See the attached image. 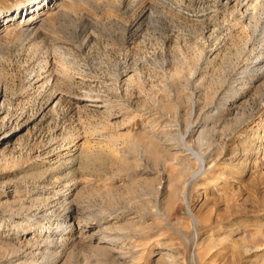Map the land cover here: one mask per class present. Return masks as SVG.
I'll return each instance as SVG.
<instances>
[{
    "label": "rangeland",
    "instance_id": "1",
    "mask_svg": "<svg viewBox=\"0 0 264 264\" xmlns=\"http://www.w3.org/2000/svg\"><path fill=\"white\" fill-rule=\"evenodd\" d=\"M61 1L1 24L0 264H264V0Z\"/></svg>",
    "mask_w": 264,
    "mask_h": 264
},
{
    "label": "bare ground",
    "instance_id": "2",
    "mask_svg": "<svg viewBox=\"0 0 264 264\" xmlns=\"http://www.w3.org/2000/svg\"><path fill=\"white\" fill-rule=\"evenodd\" d=\"M30 1V3L29 4H21V5H19L16 9H15V11L13 12V13H10V14H7V15H0V32H1V28H2V26H1V24L3 23V22H11L12 20H13V14L16 12V11H18L19 12V10H20V8L22 9V10H27V12H26V16H24V20H25V22H24V24H19V25H17V27H19L20 28V30H24V31H27V32H32V31H34L36 28L38 29L39 27H37L38 26V23H39V18H40V16H43V15H45V14H47L48 12H50V9H54V10H56L57 12H58V9L63 5L62 4V1L60 0V3L57 5V2H58V0H52V3L53 2H55L56 1V3H53V5L52 6H50L51 4H48L47 2H48V0H42V1H40V0H29ZM66 1H71V0H66ZM74 1V0H73ZM65 2V1H64ZM47 4H48V6H47ZM47 7V9L46 10H48V12H44L45 11V8ZM41 10H43V12H42V14L40 15V11ZM62 10V9H61ZM59 11H60V9H59ZM17 12V13H18ZM52 12V11H51ZM50 15V14H49ZM46 16V15H45ZM44 21V20H43ZM36 29V30H37ZM3 31V30H2ZM5 32H6V30H5ZM206 157L205 156H202L200 159H199V162H200V164H201V167H200V171H198L196 174H195V176H199V175H201V174H203L202 173V170H203V165L205 164V162H206ZM195 176H193V177H195ZM196 178V177H195ZM59 226L55 229V231L53 232V235L55 236V235H57V233L59 232ZM58 229V230H57ZM52 235V236H53Z\"/></svg>",
    "mask_w": 264,
    "mask_h": 264
}]
</instances>
